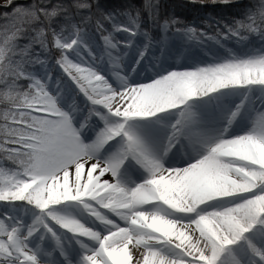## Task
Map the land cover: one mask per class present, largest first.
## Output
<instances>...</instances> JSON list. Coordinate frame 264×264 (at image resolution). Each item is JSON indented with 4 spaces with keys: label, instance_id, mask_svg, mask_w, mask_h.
<instances>
[{
    "label": "snow or ice",
    "instance_id": "6c2138e0",
    "mask_svg": "<svg viewBox=\"0 0 264 264\" xmlns=\"http://www.w3.org/2000/svg\"><path fill=\"white\" fill-rule=\"evenodd\" d=\"M0 264H264V0H0Z\"/></svg>",
    "mask_w": 264,
    "mask_h": 264
},
{
    "label": "rangeland",
    "instance_id": "374dc122",
    "mask_svg": "<svg viewBox=\"0 0 264 264\" xmlns=\"http://www.w3.org/2000/svg\"><path fill=\"white\" fill-rule=\"evenodd\" d=\"M142 2V0H141ZM170 3H177V4H187L188 0H169ZM202 12L204 13H215L217 11H219L220 9L214 5H208L205 8H201L200 9ZM195 10H191V11H183L181 9H177L178 14L181 16V18H187V19H192L193 18V14H194Z\"/></svg>",
    "mask_w": 264,
    "mask_h": 264
}]
</instances>
